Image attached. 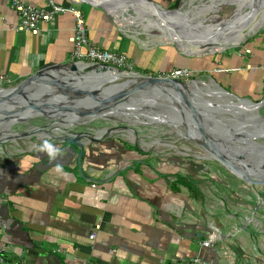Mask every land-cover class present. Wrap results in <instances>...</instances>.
<instances>
[{"label": "crops", "instance_id": "crops-1", "mask_svg": "<svg viewBox=\"0 0 264 264\" xmlns=\"http://www.w3.org/2000/svg\"><path fill=\"white\" fill-rule=\"evenodd\" d=\"M22 1L38 7L48 3ZM54 1L85 16L94 45L125 53L145 68L142 72L169 71L180 59L239 98L264 99V30L241 47L185 57L172 46H139L116 24L119 15L79 1ZM155 1L163 7L177 2ZM11 4L0 0L5 85L21 83L44 65L73 62L72 14H60L31 34L16 30ZM83 142L81 159L79 148L65 143L52 145L53 157L42 147L0 150V264H264L258 204L215 201L209 187L194 193L179 183L172 186L176 175L184 176L180 169L153 165L119 136Z\"/></svg>", "mask_w": 264, "mask_h": 264}, {"label": "water", "instance_id": "water-1", "mask_svg": "<svg viewBox=\"0 0 264 264\" xmlns=\"http://www.w3.org/2000/svg\"><path fill=\"white\" fill-rule=\"evenodd\" d=\"M74 1H79L93 7L100 8L109 15L113 16L119 15L124 17L125 14L129 15L128 12H132L138 17L140 15H148L155 20L154 28L162 31L164 34H167L170 41L172 39L176 40L175 42L178 43L177 48L180 47V44H189L196 48V50L193 51L190 50L187 52H181V54L187 57L205 56L216 53V51L213 50L214 47L218 46L217 43L214 42V38H219L222 34L221 31H223V22L206 25L205 22L207 19H202L196 22L190 17L192 12L190 14L184 13V6H186V4H188L191 0H181L178 5L176 4L178 2L177 0V2L170 8L163 7L155 0ZM203 1L206 0H201L202 3ZM189 5L190 9H192V4L190 3ZM199 7L201 11L197 13H204L209 10L207 7L204 8L202 4ZM253 13L254 9L250 8V11L246 13V15L251 17ZM130 17L132 16L130 15ZM169 17L172 18L170 19ZM245 42L241 41L235 44H226L220 52L224 51L228 46L232 48L241 47ZM80 64L86 65V67L83 68L82 73L87 77H93V74L104 75L95 79L97 84H94V86L98 85L95 88L96 90L68 88L65 86L64 82L57 81L52 75L53 72H58L60 74H63L64 72L77 73L80 70ZM83 71L87 72L84 73ZM131 73L135 72L125 73L123 70L99 64L77 62H70L63 65L47 64L40 68L34 76L22 81L17 87L12 88L13 91L0 97V106L5 103L14 102L16 101V98L23 97L28 99L26 91L27 89L32 88L33 85H46L47 83H53L58 88L60 95L71 101L77 102L78 105L67 106L57 103L49 104L53 106L52 108H54L50 112L46 111L45 107L47 105L45 104L38 105L34 102H29L30 107L33 110L48 115L49 118H56L57 116L55 115L57 110H61L64 112V114L62 113L61 115H74L77 119L84 120L83 123L78 125H85L96 118L105 119L111 117L112 115L114 116L122 110H125L126 108L121 105L132 103V98H135L136 96H144L145 93L148 94L149 92H152V90L164 94L168 93V89L173 90L175 93L180 94V97L186 104L184 105V109L187 110L189 117H184L183 115L186 113H182L181 119H184V121H186V119L192 120V127L196 129V135H190V133H194V131L188 129L190 132H188V140L193 141L204 148L207 153V159H211V157H213L215 161L221 163L228 170L239 174V176H241L246 183L256 187L264 186V144H255L256 140L264 139V124L262 123L256 125L254 123L256 119H259V117L254 119L253 117L241 114L243 112H237L234 114L228 110V108H225L232 106V104L228 105L227 101L226 103L222 102L223 104L211 105L209 104V101L202 100L199 94H193L192 99H190L188 98L187 93L180 89L181 86H186L190 83H185L180 80L140 74L142 77L140 82L121 83V81H117L115 78L110 80V78L107 77L109 74L123 75ZM210 80L214 82L218 88L222 90V92H224L225 97L229 102H232L230 100L233 99L236 102L250 101L252 104L258 105V108L264 106V99L256 103L249 99L239 98L222 88V86H220L213 78ZM194 82H196V80H193L191 83ZM34 91L37 93L39 90L33 89V92ZM100 92L102 93L98 95ZM202 95L204 97L209 96L204 93H202ZM133 103L138 105L142 104V101ZM239 108L243 109L244 107L240 106ZM230 115L234 116V118H230ZM62 121L65 123L66 120L63 119ZM117 129L121 128L116 127L114 129H104L101 131L104 132L102 136L98 135L100 134L99 132L97 135H93L90 132H78L75 134L66 133L69 135L55 139L67 145L78 147L81 159L85 154L84 139L97 143L104 137L112 136L113 132L119 131ZM1 143H3V141H0V144ZM195 157L201 159L199 156ZM256 176H259L260 178H257Z\"/></svg>", "mask_w": 264, "mask_h": 264}, {"label": "rangeland", "instance_id": "rangeland-1", "mask_svg": "<svg viewBox=\"0 0 264 264\" xmlns=\"http://www.w3.org/2000/svg\"><path fill=\"white\" fill-rule=\"evenodd\" d=\"M215 2L216 0H206L203 1V3L201 2V0H191L188 2V4H186V6H184L185 8L183 9V12L188 14L192 12V14H190V17L196 22L202 19H207L205 22L206 25L221 23L222 21L229 20L233 17L237 9L236 6L234 7L231 4L225 5L220 9L218 8L219 11H216V7L220 3L217 4ZM190 3L192 4V9H190ZM214 3L215 6H213ZM201 4L204 6V8L207 7L209 10L204 13H197L201 11L199 9V6ZM171 6L172 5H170L169 7L166 6L165 8H170ZM242 11L244 12V14H246L250 11V8L247 5L243 6ZM260 11L261 6L258 5V8L254 12L253 16L251 18L249 17V20L254 19ZM128 13L129 15L125 14L124 17L119 18V16H117L116 18H118L119 20L117 19L116 24L120 27L123 33H125L130 39L135 40V42L139 46L143 48L148 47L149 49H166V46H172L177 49V52L179 51L181 53V50L177 48L176 45L171 43L167 34H164L162 31L154 28V18L148 15H140L138 17L132 12ZM130 15L134 18V20L132 17H130ZM263 30L264 21L262 22L261 27L253 34L247 36L243 40V42L254 36L257 32ZM229 49H231L230 46L226 47L225 50L222 51V53ZM193 50H196V48H193ZM179 52L178 54L180 55ZM216 53H220V50H216ZM178 60V62H174V64H176L175 68H185L186 62H184L183 60L180 61V59ZM133 63L136 70L135 73L137 74L154 77H157L160 74L153 70L151 71V68H149L147 69V71H150L148 72L150 74L149 75L146 72H142L144 70H140V68H145L140 66V68H138L137 64L134 61ZM190 68H193L192 63L190 64ZM83 72L86 73V71ZM208 76L209 75H205L202 77L201 74H196L195 72H193V78H191L189 82L185 83H198L196 94H199L202 100L209 101V104H223L227 101V104H232V106L225 108H228V110H230L234 114L238 112L237 108L233 107V103H236V101L232 99L230 100L232 102H229L222 90L211 86L210 82L212 81ZM64 80L63 82L66 85H77V83H75V80ZM193 80H196V82L191 83ZM19 84L20 83H17L11 86L5 85L0 89L13 90L12 88L17 87ZM35 86L36 85H33V87L27 89L26 92L30 90L32 91ZM79 87L80 85L78 84L77 88L79 89ZM51 91L52 90L49 89L46 90V94L51 95ZM34 93L36 92L34 91L32 93V96L34 95ZM55 93H59V91H55ZM202 93L209 96L204 97ZM152 97H154V95ZM152 99L153 98H149L147 100L150 103H153L154 101ZM65 100L66 98H62L61 101L52 102V104L57 103L60 105L75 106L73 103L67 104L66 102H64ZM16 101H23L24 103L26 99L21 98L20 100ZM48 101L54 100H44L42 102V105H47ZM169 101H171L169 96L161 99V102H163V104H167L169 103ZM247 102L252 103L250 101H246L245 103ZM25 104L29 105L30 103L27 102ZM52 107L53 106L47 108L45 107V109L46 111L50 112L54 109ZM257 110V112L250 111L241 114L248 117H253L254 119L256 117H259V119H256L254 123L256 125L262 123L264 124V120H261L264 119V107H261ZM62 113L64 114V112H62L61 110H57L55 116L61 117L66 120L65 123L61 118H49L48 115H45L44 113L36 110L34 111L32 109H26V111H23L21 113V115L9 117L5 121H0V141H3V143L0 144V150L5 153L32 151L42 147L45 142L49 143L50 145L64 144L63 142L55 138L68 136L69 134L66 133L75 134L78 132H90L93 135H97L99 132L100 134L98 135L102 136L104 134V132H101L102 130L120 127L121 129H117L119 131L113 132V136H119L126 140L130 147L133 148L139 156H148V161H150L153 165L159 166L160 164H163L164 167L169 168V170H172V168H178L180 169V173L185 177L195 180L197 183L196 185L199 188L200 186H204L209 187L211 190L213 189V200L219 201L223 198H234L235 200H244L248 203L258 204L259 214L260 216H262V220H259L262 223L258 224L257 227L264 231V186L256 187L250 185L246 183L241 176L239 177L238 175L229 171L218 161H215L213 158L207 159V153L205 152L204 148L199 146L197 143L188 140V129L194 131V133L189 132L190 135H195L196 129L192 127L193 123L190 122V124H188L185 121L178 122L179 120L177 116L174 115V110L172 108L161 104L155 107L141 106L128 112L117 113L114 116L112 115L111 117L105 119L96 118L85 125H78L84 122L83 119H77L74 115L63 116L61 115ZM2 114H6V112ZM12 115L13 113L7 114V116ZM167 117L176 118L178 121H169ZM229 117L234 118V116L232 115H230ZM43 132L49 134L52 137H55H43ZM129 132H132L133 134H130ZM255 144H264V139L256 140ZM195 156H199L201 159H198ZM255 215L257 214L255 213L254 216Z\"/></svg>", "mask_w": 264, "mask_h": 264}, {"label": "bare ground", "instance_id": "bare-ground-1", "mask_svg": "<svg viewBox=\"0 0 264 264\" xmlns=\"http://www.w3.org/2000/svg\"><path fill=\"white\" fill-rule=\"evenodd\" d=\"M233 5L234 7L236 6L237 9L235 11V14L233 15V17L229 20H224L222 21V28L223 31L222 34L220 35L219 38H214V42L217 43L218 47H214L213 51L216 50H221L222 48H224L226 44H235V43H239L241 41H243L247 36L253 34L255 31H257L260 27L262 22L264 21V0H230L228 2H224V3H220L218 4V8H222L225 5ZM248 6L249 8L254 9V12L256 11V9L258 8V5L261 6V11L259 12V14L257 16H255L254 19L249 20L250 18L248 17V15L244 14V12L242 11V7L243 6ZM185 8V7H184ZM217 9V7H216ZM219 9H217L216 11H219ZM184 11V10H183ZM254 14V13H253ZM170 19L172 17H169ZM175 39L171 40V43H173L174 45H178V43L175 42ZM181 52H187V51H193L194 46H191L189 44H180V47H178ZM232 48V47H231ZM86 65L84 64H80L79 65V71L77 73H72V72H64L63 74H60L58 72H54V76L56 78L57 81H62L64 79H68L69 81L75 80V83H77V85H66L68 88H76L78 89V84L80 85L79 89H84V90H96L95 88L98 86H94V84H97V81H95V79L100 78V76H104L102 74L100 75H94L93 77H87L82 73L83 68H85ZM87 72V71H86ZM75 77V78H74ZM108 78H110V80H112L113 78H115V80L117 81H121L122 82H140L142 77L140 76V74L137 73H131V74H123V75H118V74H109L107 75ZM73 78V79H72ZM65 81V80H64ZM74 82V81H73ZM99 84V83H98ZM207 85V84H206ZM210 85L218 88V86L214 83V82H210ZM197 86L198 83H194V84H189L186 86H181L180 89H182L184 92L187 93L188 98L192 99L193 94H196L197 91ZM33 89H37L39 90L37 93H35L32 96ZM32 89V91H28L26 92V96H28L26 99V101H12L9 103H5L2 106H0V121H5L7 120L9 117H14V116H18L21 115V113L23 111H26V109H32L30 107V105H27L25 103L30 102V103H36V104H40L42 105L44 100H48V99H53L54 101H48L47 103V107H51L52 102H56V101H61L62 98H65L62 95H59V93H55V91H58V88L55 86V84L51 83V84H46V85H41V84H37L34 88ZM52 90L50 94H46V90ZM218 90V89H217ZM13 90H2L0 89V97L5 96L6 94L10 93ZM168 93L164 94V93H159L156 92L155 90H152V92H149L148 94H144V96H136L133 99V102L138 103L139 101H142V104H138L135 105L133 102L130 104H122L121 106L125 107V110H122L118 113H122V112H128L131 111L132 109H137L141 106H159L161 105H166L167 107H170L174 110V115L177 116L178 120L176 118H171V117H167V119L170 121H175V122H184V119H181V115L180 114H184V117H189L188 116V112L187 110L185 111L184 109V105L185 102L184 100H182V98L180 97L179 93H175V91L173 90H167ZM102 92H100L98 95H100ZM152 94V95H151ZM223 94V93H222ZM154 95V97H152ZM217 95V94H216ZM166 96L170 97L169 103L167 104H163V102H161V99H164ZM153 98L152 100L154 101L153 103H150L147 99L149 98ZM23 97L20 98H16L15 100H20ZM63 101V100H62ZM67 104H71L73 103L75 106H77V102L75 101H71L68 98H66V100L64 101ZM25 105V107H24ZM233 107L237 108L238 112H243V113H247L248 111L250 112H257L258 105H254L252 103H245V102H236L233 103ZM243 106V109H240L239 107ZM30 107V108H27ZM264 107V106H263ZM239 108V109H238ZM33 110V109H32ZM35 111V110H34ZM6 114H2L5 113ZM8 113H13L12 116H7ZM180 113V114H179ZM237 113V112H236ZM188 124H190V122H192V120L190 119H186V121ZM3 123V122H2ZM11 125V124H10ZM130 134H133L132 132H129ZM196 135V134H195ZM43 137H49V138H54L55 136H50L49 134H46L43 132L42 134ZM213 157H211L212 159ZM230 171V170H229ZM232 172V171H231ZM234 174L238 175L237 173L233 172ZM240 177V176H239ZM257 178H260L259 176H256Z\"/></svg>", "mask_w": 264, "mask_h": 264}, {"label": "built area", "instance_id": "built-area-1", "mask_svg": "<svg viewBox=\"0 0 264 264\" xmlns=\"http://www.w3.org/2000/svg\"><path fill=\"white\" fill-rule=\"evenodd\" d=\"M11 7L18 16L16 30L31 34H37L41 24L52 23L60 14H72L75 19L74 35L71 38L73 62L104 65L123 70L125 73L136 71L133 60L125 53L102 49L91 42L85 16L74 7L60 6L54 0H48L47 5L44 7L27 4L22 0H12ZM244 54H250V50H245ZM260 68L264 70V65ZM157 77L189 82L193 78V71L186 67L175 68L160 73ZM7 82L8 80L5 77L0 76V88ZM1 204L2 200L0 201ZM94 237L93 235L92 238ZM205 245L208 246L209 243H205Z\"/></svg>", "mask_w": 264, "mask_h": 264}, {"label": "trees", "instance_id": "trees-1", "mask_svg": "<svg viewBox=\"0 0 264 264\" xmlns=\"http://www.w3.org/2000/svg\"><path fill=\"white\" fill-rule=\"evenodd\" d=\"M180 1L181 0H178V2L176 4L178 5V3ZM175 177H176V180L171 183L172 186L177 185L179 183V184L184 185L186 188H188L190 190V192H194V193L198 192V186L196 185L197 183L195 180H192V179L185 177V176H182V175H176Z\"/></svg>", "mask_w": 264, "mask_h": 264}, {"label": "clouds", "instance_id": "clouds-1", "mask_svg": "<svg viewBox=\"0 0 264 264\" xmlns=\"http://www.w3.org/2000/svg\"><path fill=\"white\" fill-rule=\"evenodd\" d=\"M42 148L48 150V155L50 157L54 156L55 150L53 149L52 145H50L49 143L45 142L44 145L42 146Z\"/></svg>", "mask_w": 264, "mask_h": 264}, {"label": "flooded vegetation", "instance_id": "flooded-vegetation-1", "mask_svg": "<svg viewBox=\"0 0 264 264\" xmlns=\"http://www.w3.org/2000/svg\"><path fill=\"white\" fill-rule=\"evenodd\" d=\"M228 1H230V0H216L215 3L218 4V3H221V2L224 3V2H228ZM233 1H234V0H233ZM215 3L213 4V6H215ZM169 6H170V5H169ZM169 6H168V7H169ZM217 9H218V6H217Z\"/></svg>", "mask_w": 264, "mask_h": 264}]
</instances>
